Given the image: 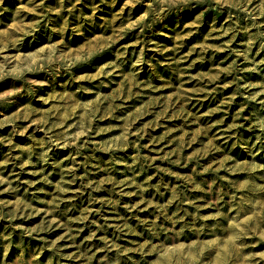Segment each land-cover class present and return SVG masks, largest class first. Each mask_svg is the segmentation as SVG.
<instances>
[{"label":"rangeland","instance_id":"rangeland-1","mask_svg":"<svg viewBox=\"0 0 264 264\" xmlns=\"http://www.w3.org/2000/svg\"><path fill=\"white\" fill-rule=\"evenodd\" d=\"M0 264H264V0H0Z\"/></svg>","mask_w":264,"mask_h":264}]
</instances>
